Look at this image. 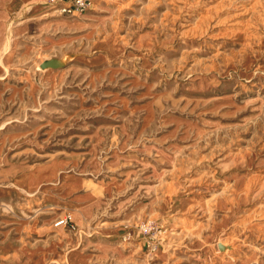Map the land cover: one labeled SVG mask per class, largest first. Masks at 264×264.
<instances>
[{"label":"rangeland","instance_id":"374dc122","mask_svg":"<svg viewBox=\"0 0 264 264\" xmlns=\"http://www.w3.org/2000/svg\"><path fill=\"white\" fill-rule=\"evenodd\" d=\"M30 8L0 9V264H264V0Z\"/></svg>","mask_w":264,"mask_h":264},{"label":"built area","instance_id":"2783aa9c","mask_svg":"<svg viewBox=\"0 0 264 264\" xmlns=\"http://www.w3.org/2000/svg\"><path fill=\"white\" fill-rule=\"evenodd\" d=\"M61 15L77 16L90 10L95 0H46ZM55 226L74 228V222L69 215L60 216L54 223Z\"/></svg>","mask_w":264,"mask_h":264},{"label":"crops","instance_id":"0c3cea01","mask_svg":"<svg viewBox=\"0 0 264 264\" xmlns=\"http://www.w3.org/2000/svg\"><path fill=\"white\" fill-rule=\"evenodd\" d=\"M13 3H17L21 5L22 7L31 5L30 9L34 11H43L44 9L46 10V8H48V9H52L53 12H56L59 14V12L52 5H50L49 3H47L48 5L44 3V0H0V9L6 8V7L10 8V6Z\"/></svg>","mask_w":264,"mask_h":264},{"label":"bare ground","instance_id":"6f19581e","mask_svg":"<svg viewBox=\"0 0 264 264\" xmlns=\"http://www.w3.org/2000/svg\"><path fill=\"white\" fill-rule=\"evenodd\" d=\"M57 227L64 228V227H62V226H57Z\"/></svg>","mask_w":264,"mask_h":264}]
</instances>
